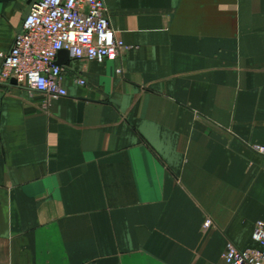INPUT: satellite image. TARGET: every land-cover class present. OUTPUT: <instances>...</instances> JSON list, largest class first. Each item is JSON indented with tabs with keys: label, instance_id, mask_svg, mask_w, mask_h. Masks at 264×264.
Returning <instances> with one entry per match:
<instances>
[{
	"label": "crops",
	"instance_id": "crops-1",
	"mask_svg": "<svg viewBox=\"0 0 264 264\" xmlns=\"http://www.w3.org/2000/svg\"><path fill=\"white\" fill-rule=\"evenodd\" d=\"M32 1L0 0V68ZM106 2L121 59L70 57L63 97L0 81V264H225L229 242L258 247L264 0Z\"/></svg>",
	"mask_w": 264,
	"mask_h": 264
},
{
	"label": "built area",
	"instance_id": "built-area-1",
	"mask_svg": "<svg viewBox=\"0 0 264 264\" xmlns=\"http://www.w3.org/2000/svg\"><path fill=\"white\" fill-rule=\"evenodd\" d=\"M127 49L111 25L106 0H38L4 56L0 81L15 80L49 99L67 96L69 67L58 63L61 50H68L73 59L104 62L121 59ZM76 80L87 82L79 75ZM256 149L264 155V146ZM253 239L258 247L246 250L229 242L225 264H264V221L256 223Z\"/></svg>",
	"mask_w": 264,
	"mask_h": 264
},
{
	"label": "water",
	"instance_id": "water-1",
	"mask_svg": "<svg viewBox=\"0 0 264 264\" xmlns=\"http://www.w3.org/2000/svg\"><path fill=\"white\" fill-rule=\"evenodd\" d=\"M38 0H33L32 3L30 4V6L28 7V9L26 10L25 12V18L28 16V14L30 13L32 7L35 5V3L37 2ZM70 60V54H69V51L68 50H61L59 52V59H58V63L59 64H66L68 61ZM15 81V80H14ZM83 109H84V102L81 101L79 103V114H80V118H81V115L83 113Z\"/></svg>",
	"mask_w": 264,
	"mask_h": 264
}]
</instances>
